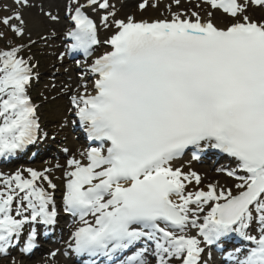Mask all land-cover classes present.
Returning a JSON list of instances; mask_svg holds the SVG:
<instances>
[{
  "label": "snow or ice",
  "instance_id": "snow-or-ice-1",
  "mask_svg": "<svg viewBox=\"0 0 264 264\" xmlns=\"http://www.w3.org/2000/svg\"><path fill=\"white\" fill-rule=\"evenodd\" d=\"M13 3L17 8L0 24L23 37L21 9L37 5ZM172 3L179 7L181 0ZM147 6L148 0L139 4ZM201 6L206 18L195 10L173 12L169 4L168 17L129 15L110 24L115 12H108L101 21L115 29L103 41L110 50L94 55L102 42L89 13L113 6L109 0L65 5L67 51L83 52L77 66L92 78L91 89L82 83L70 103L97 146L81 153L87 163L67 160L62 191L64 213L78 218L65 243L89 258L85 264H201L202 245L223 248L221 241L233 239L242 243L227 253L230 264H264V19L249 15L253 6L264 8V0H200ZM39 11L61 20L42 4ZM216 11L231 22L215 23ZM24 47L0 50V155L34 143L41 133L28 94L34 66L19 55ZM189 148L232 158L236 166L219 171L234 184L201 187L200 174L175 166ZM48 173L0 174V254L20 242L26 226L21 250L30 252L37 247L35 225L57 223V185ZM57 252L49 253L53 262Z\"/></svg>",
  "mask_w": 264,
  "mask_h": 264
},
{
  "label": "rangeland",
  "instance_id": "rangeland-1",
  "mask_svg": "<svg viewBox=\"0 0 264 264\" xmlns=\"http://www.w3.org/2000/svg\"><path fill=\"white\" fill-rule=\"evenodd\" d=\"M141 1L143 0H109V3L113 7H110L105 11H101L100 13L98 11L99 19H101L102 16L108 12L113 11L115 12V17L110 18H124L127 13L123 10L124 7H126V4H132L134 6V10L140 13L139 16L141 19L168 17L167 14L163 13L161 9L154 10L151 7L150 1H148V6L144 10H141L139 8ZM197 4H194L193 8L180 5L179 7L175 8V10L184 12L186 14H190V12L193 10L199 12V10L204 6L197 8ZM5 5L8 6V11H5L4 9ZM16 8L17 6L13 3V0L0 1V18L11 14V11L15 10ZM21 10L23 11L25 20L27 21L26 34L23 37H16L13 35V33L5 29L2 24H0V32L6 33L4 38L0 39V50H6L9 47L20 44L26 46L21 50L19 55L34 66L33 78L28 89V94L32 102L37 105V114L41 125V133L38 139L32 145H26L24 148L18 149L14 153L0 155V174L11 175L17 170H24L28 168L36 169L37 171L50 169V173L48 174L50 175V178L53 180V182L57 185L54 196L56 199L57 208H59L60 201L58 199L62 196L64 181L62 180L63 174H57L55 171L58 172L59 170L64 169V165L62 166V163L67 161L68 155L65 151V148H68L69 141L74 142L75 144H80L76 140L74 134L70 131L72 112L67 111V109L72 107L70 103V96L76 91L70 87V84L74 82V86L80 88L82 83H77L80 81V77L78 76L79 72L74 71L73 66L69 65V62L64 61V59L60 60L59 56L53 57L54 49L46 36L41 35L42 29L36 33H33L31 28L33 18L29 15L28 9L26 8ZM250 12H252L251 9H249V13ZM256 19H264V14H257ZM230 22L231 18L226 16L224 25ZM30 40L35 41L36 43L30 44ZM69 67L71 68L68 69ZM60 69L65 71L61 72ZM66 132L68 133V136ZM80 147H82V145H80ZM188 159L189 158H183L179 160V163H185L188 161ZM57 165H59V167H57ZM205 166H209L210 172H208L207 177L203 179L201 187H204L210 182H217L222 179H228L229 181L232 180L231 178L224 175L223 172L219 171V169L224 168L225 165L215 161V159L195 162V166L192 171H201L202 174L203 167ZM24 175L28 176V173L24 172ZM231 184L233 185L234 183ZM45 186H47L46 183ZM191 187L192 190H194V185ZM28 229L29 227L26 226L21 236L19 245L14 250L12 249L10 254H0V264H11L13 259H15L17 264H51V261L48 263L45 257L39 260H28L25 259L20 253L23 247V239L26 237ZM202 246L204 247V245ZM51 249L52 247L50 248V251ZM212 253V249H205L201 258L203 260L201 264H212ZM176 263L177 262H174V264Z\"/></svg>",
  "mask_w": 264,
  "mask_h": 264
},
{
  "label": "bare ground",
  "instance_id": "bare-ground-1",
  "mask_svg": "<svg viewBox=\"0 0 264 264\" xmlns=\"http://www.w3.org/2000/svg\"><path fill=\"white\" fill-rule=\"evenodd\" d=\"M170 1L171 0H169V1H167V0H150V3H151V5L154 4V3L158 5L157 7H152L151 6L154 10L161 9L163 13H166L167 16H169L170 14H169V12L167 10V7H166L167 5L171 4L172 5L171 10L173 12L177 11V10H175L176 5L174 3H172V2H170ZM32 2H34L37 5V7H30V8H27V9L29 11L28 12L29 15L33 18V23L31 25L33 33H36V32H38L39 30L42 29L41 35L46 36V38L51 43V45H52V47L54 49L53 50V57L54 56H60V53H62V45H63L62 42H63V40L65 38L63 36V33L67 30V26H68V22H67V20L65 19V16H64L65 11L62 10L63 9V4L65 3V0H32ZM41 4L43 5L45 11H51L53 14L60 15L61 20L58 21V22H53L48 17H46L43 14H41L40 11H39V6ZM194 4H197L196 0H185V1L181 0V5L189 6L190 8H193ZM250 9H251L252 12H250L249 15H251L255 19L257 17V14L258 15L264 14V10L259 8V7L253 6ZM123 10L125 12H127V13H126V16L124 18L121 17L120 19H125L127 16L131 15V16H134V18L136 20H148V21L155 20V19H148V18L141 19V17L139 16L140 13H138V12H136L134 10V6L132 4H126V7H124ZM207 10L208 9L206 8V6H204L202 9L199 10V13H200L202 18H206V11ZM161 18H163V17H161ZM156 19H159V18H156ZM212 19L218 25L223 26L225 24L226 16L221 11H216L214 13V16L212 17ZM112 20H113V18H109V23L110 24H111ZM98 27H99V34L102 35L103 39H107L109 34L113 33L114 30H115L114 26H112V27H104L103 24H102L101 19L99 20V26ZM52 62H53V59H52ZM61 69H60L61 72L65 71V70H61ZM84 80L85 79H82V81H84ZM71 88L72 89H76V90L79 89V88H77L75 86H73ZM70 110H71V108L67 109V111H70ZM71 112H73V111H71ZM205 150H207L206 155L209 158H212V160H214V157L218 158V160L222 161V162L227 160L226 157H224L223 155H219L218 156L216 153L213 154L211 152L212 150L211 151L209 150V152H208V149H205ZM69 151L71 153H74L72 155V157L75 156L77 159H80V160H82L84 162L83 157L80 155L81 154V149H79L75 145H72V146H70V150ZM175 166L183 167L184 171H188L189 169L193 170V168L195 166V162H193L192 159H188V161H186L185 163H181V164L177 161ZM67 169L66 170L65 169H61L58 172L55 171V173L64 174L65 171H67ZM208 172H210L209 171V166H205L203 168V171H202V176H201L202 180L205 177H207ZM55 173H53V174H55ZM232 181L233 180L229 181L228 179H222V180H219L217 182L220 185H222V186L230 187V185H232L231 183H234ZM189 190H192L191 186H189ZM38 225L39 224H37L35 226L38 227ZM253 227L255 228V226H253ZM194 233H195V230H193V234ZM253 233L255 234L254 230H253ZM39 236H40V233L38 232L37 241L36 242L39 241V238H40ZM40 241H41V239H40ZM231 242H232V240L231 241H228V240L221 241V244L223 245V249H225V251L227 249L229 251H231V249L236 246L237 240H235V241L233 240L234 243L230 244ZM12 249L13 250L15 249V244L10 248V250H12ZM58 255H60V254H58ZM217 259H215L216 262H217ZM211 263L212 264L214 263L212 259H211Z\"/></svg>",
  "mask_w": 264,
  "mask_h": 264
}]
</instances>
